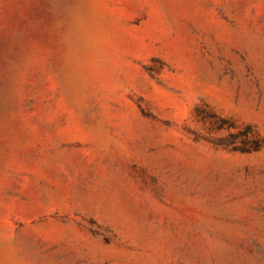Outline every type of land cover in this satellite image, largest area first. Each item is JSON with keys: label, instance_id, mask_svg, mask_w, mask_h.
Segmentation results:
<instances>
[{"label": "rangeland", "instance_id": "obj_1", "mask_svg": "<svg viewBox=\"0 0 264 264\" xmlns=\"http://www.w3.org/2000/svg\"><path fill=\"white\" fill-rule=\"evenodd\" d=\"M0 264H264V0H0Z\"/></svg>", "mask_w": 264, "mask_h": 264}, {"label": "trees", "instance_id": "obj_2", "mask_svg": "<svg viewBox=\"0 0 264 264\" xmlns=\"http://www.w3.org/2000/svg\"><path fill=\"white\" fill-rule=\"evenodd\" d=\"M247 128L249 129V127H247ZM258 147H259V143L255 142L253 145V149H258ZM242 150L247 151V150H249V148H242Z\"/></svg>", "mask_w": 264, "mask_h": 264}]
</instances>
